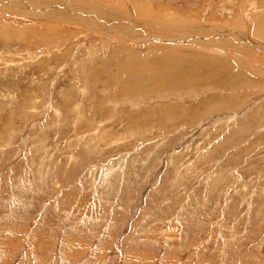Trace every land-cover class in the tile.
<instances>
[{"label":"rangeland","instance_id":"1","mask_svg":"<svg viewBox=\"0 0 264 264\" xmlns=\"http://www.w3.org/2000/svg\"><path fill=\"white\" fill-rule=\"evenodd\" d=\"M2 1L0 264H264V0ZM155 45L202 85L114 97Z\"/></svg>","mask_w":264,"mask_h":264},{"label":"bare ground","instance_id":"2","mask_svg":"<svg viewBox=\"0 0 264 264\" xmlns=\"http://www.w3.org/2000/svg\"><path fill=\"white\" fill-rule=\"evenodd\" d=\"M2 1V0H1ZM21 6H19L20 8L21 7H24V4H22L21 1H19ZM38 2V0H37ZM11 4L15 5L17 4V0H11L10 1ZM10 3H8L7 5L4 3L3 4V1H2V4L3 5H6V7H11V5H9ZM34 3V2H32ZM36 4V3H34ZM51 5V4H50ZM58 5V4H57ZM29 6V5H28ZM27 6V7H28ZM48 7V6H47ZM30 8V7H28ZM49 8V7H48ZM19 9V8H18ZM55 9V8H54ZM53 9V10H54ZM20 10V9H19ZM34 12L38 15H42L43 14H40L39 11H37V9L33 6H31V12ZM41 11V10H40ZM56 11V10H55ZM25 13V12H24ZM49 13V12H48ZM45 16V14H44ZM34 17V16H33ZM50 18V17H49ZM78 19V18H77ZM49 20V19H48ZM260 25V24H259ZM255 26V25H254ZM258 26V25H257ZM261 28V27H259ZM94 29V28H93ZM253 29V28H252ZM262 29V28H261ZM108 30V29H107ZM106 30H104L105 32ZM262 31V30H261ZM108 32V31H107ZM110 32V31H109ZM108 32V33H109ZM258 33L260 31H257ZM94 34V33H93ZM120 35V34H118ZM121 36V35H120ZM142 36V35H141ZM236 36V35H235ZM234 36V37H235ZM133 37V36H132ZM137 37V36H136ZM135 37V38H136ZM146 37V36H145ZM148 37V36H147ZM150 38L152 36H149ZM241 37V36H240ZM116 38V37H115ZM261 38V37H260ZM264 38V36H263ZM244 40V38H243ZM166 41V40H164ZM248 41V40H247ZM250 43V42H249ZM161 46V45H160ZM159 45L158 46H153L151 49L150 47H148L147 51L145 52V54H141V55H134L132 53L129 54L130 52L129 51H126V57H125V60L123 61L122 60V56H120L119 54V51L117 50H113L112 48V52H110L109 56L110 59L112 60H115V71L114 72H111L109 70V73L108 74V79H107V84L109 86V90L112 92V94L116 95L114 97H117V96H121L123 95V97H126V96H129V97H134L135 95L136 96H140L142 94H147V93H150L152 91H155L157 93H160L161 92H168V93H171V92H180L179 89L186 86V85H183V84H186L187 83V88L189 89L190 87H193L194 85L195 86H199V85H202V84H197V78L192 76V74L190 72H188L187 70L186 71H178V70H175L174 72L173 71H169V68H168V65H167V62L165 61L166 59H164V56H165V53H170L169 49L168 51L165 49L166 52H164V56H162L160 54V50L159 49H163L165 46H161L160 47ZM252 46V45H251ZM121 47V46H119ZM127 48V47H126ZM150 49V50H149ZM255 49V47H254ZM122 50V49H121ZM125 50V49H123ZM242 51V50H241ZM261 51V50H260ZM129 52V53H128ZM125 54V53H124ZM134 55V56H132ZM205 57L211 59L212 62L216 63L218 66H219V70L222 69V71H227L229 70L230 73L228 72V74L226 73L227 77H228V81L230 83V86H234L236 85L235 84V77L233 76V72L231 71L230 69V66L227 67V65L225 66L224 63H217L216 60H219L217 56L215 55H211V54H206L204 55ZM241 61V60H240ZM105 62V61H104ZM112 62V61H111ZM105 63L108 64L109 66V63L110 61H106ZM114 64V61L113 63ZM242 65V63H240ZM113 67V65H111ZM107 67V66H106ZM114 67L112 69H114ZM208 67V69H206ZM104 69V68H103ZM109 69V68H108ZM107 69V70H108ZM111 69V68H110ZM206 70L202 71V74H205V79L208 80V77L210 75H214V76H220L219 74V71L217 70L216 71H213V70H209L210 67L207 66L205 67ZM248 69V68H247ZM106 70V71H107ZM113 71V70H112ZM242 72V71H241ZM97 74V73H96ZM98 75V74H97ZM216 76V77H217ZM234 77V78H233ZM100 78V77H99ZM98 78V79H99ZM94 80V79H93ZM102 81V80H101ZM114 83V85H113ZM93 84V83H92ZM182 84V85H181ZM227 84V83H226ZM235 87V86H234ZM97 91V89H96ZM111 94V97L113 96ZM164 94V93H163ZM131 95V96H130ZM110 97V98H111ZM120 98V97H119ZM122 99V98H121ZM119 101V100H118ZM117 101V102H118ZM201 102V101H200ZM198 101V103H200ZM214 106H210L208 107L207 109V112H210V111H213L216 107L215 104H213ZM154 109V108H153ZM165 109V108H164ZM169 109V108H168ZM179 111V112H176L174 113L173 115L174 116H183L184 114H186L187 112L185 111V108L184 107H180L176 109V111ZM180 110H183V112ZM166 111V109L164 110ZM163 111V112H164ZM169 112V111H168ZM185 112V113H184ZM167 113V111H166ZM173 113V112H172ZM184 113V114H183ZM168 114V113H167ZM171 114V113H170ZM183 114V115H182ZM155 116V115H153ZM186 116V115H185ZM148 117V116H147ZM146 117V118H147ZM231 118V117H230Z\"/></svg>","mask_w":264,"mask_h":264}]
</instances>
